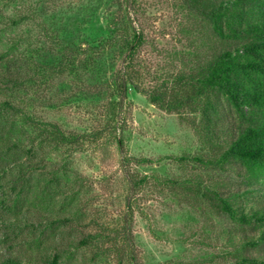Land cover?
Listing matches in <instances>:
<instances>
[{"label":"rangeland","instance_id":"374dc122","mask_svg":"<svg viewBox=\"0 0 264 264\" xmlns=\"http://www.w3.org/2000/svg\"><path fill=\"white\" fill-rule=\"evenodd\" d=\"M123 1L0 0V264H50L56 252L60 264H117L93 260L95 247L81 246L80 239L121 226L129 198L139 264H233L241 242L259 236L257 226L233 222L196 193L197 185L215 182L233 192L237 182L192 160L209 155L210 146L190 113L161 109L133 88L120 108L112 107L118 99L111 79L124 50L88 47L108 37ZM135 6L129 15L143 43L131 71L151 89L189 58L194 20L178 0ZM26 14L31 18L13 25ZM57 43L80 54L74 67L51 76L44 69L59 61ZM13 100L26 120L13 117L4 102ZM39 121H52L80 141L57 149L42 144ZM242 252L264 258V243Z\"/></svg>","mask_w":264,"mask_h":264},{"label":"trees","instance_id":"16d2710c","mask_svg":"<svg viewBox=\"0 0 264 264\" xmlns=\"http://www.w3.org/2000/svg\"><path fill=\"white\" fill-rule=\"evenodd\" d=\"M136 1L124 0L122 12L110 22L108 37L88 47V51L108 46L124 50V58L111 79L112 94L118 99L116 103L112 99V107L120 108L127 90L133 88L161 109L177 113L187 111L193 116L194 128L209 143L210 154L194 156L192 160L209 171L227 173L229 181L237 182L233 192L221 191L220 187H215L219 182H215L209 186L197 185L196 193L233 222L259 229L256 239L241 242L236 249L238 259L233 264H264V258L250 257L242 252V249L264 243V0H178L185 15L192 21H199L197 24L193 21L194 30L191 28L195 33L193 39L190 38L192 50L188 51L189 58L181 69L164 79L167 83L151 89H143L138 83V71H131L132 58L143 43L142 31L129 15L131 9L136 11ZM30 18L26 14L13 19V25ZM188 32L192 34L189 29ZM55 47L61 57L44 69L51 76L67 66L74 67L80 54L65 44L57 43ZM18 84L17 78L13 79V88ZM4 102L13 109V117H28L14 100L13 104ZM36 127L41 137L39 142H47L53 149L80 141V135L67 134L52 121H39ZM135 161L143 163L150 159ZM145 178L133 185L144 182ZM166 181L173 182L165 180L162 183ZM132 218L129 198L121 226L88 234L80 239L81 246L93 245L96 249L93 260L100 258L101 263L112 258L117 264H139L133 243ZM59 257L60 253L56 252L50 264H60Z\"/></svg>","mask_w":264,"mask_h":264}]
</instances>
